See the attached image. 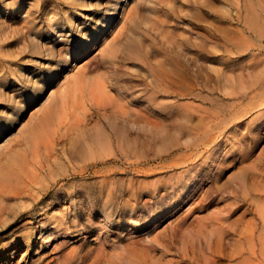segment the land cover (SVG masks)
I'll return each instance as SVG.
<instances>
[{"label": "rangeland", "instance_id": "rangeland-1", "mask_svg": "<svg viewBox=\"0 0 264 264\" xmlns=\"http://www.w3.org/2000/svg\"><path fill=\"white\" fill-rule=\"evenodd\" d=\"M109 13L108 31L75 59L67 48L97 31ZM0 15L8 33L0 40V140L24 129L28 113L44 102L47 92L27 96L54 67L53 55L65 57L64 68L81 64L89 76H105L111 96L134 101L130 110L109 109L97 120L130 132L129 157L88 172L82 192L89 196L95 182L121 193L128 220L102 235L71 233L61 246L64 237L49 234L68 203L55 195L49 214H40L37 204L36 215L0 228V264H91L100 249L107 251L101 264H264V101L256 97L264 95V0H0ZM105 39L113 40L101 60L97 50ZM58 75L49 87L61 82L62 70ZM161 77L171 87L193 81V92L169 94ZM239 111L245 115L236 118ZM145 114L149 126L142 129ZM81 139L59 151L53 175L44 176L45 184L58 185L43 201L66 181L59 166L81 161ZM18 204L8 203L9 217L21 211ZM96 212L97 222L103 211ZM40 219L48 234L41 243L5 246L21 232L16 227H39Z\"/></svg>", "mask_w": 264, "mask_h": 264}, {"label": "bare ground", "instance_id": "bare-ground-1", "mask_svg": "<svg viewBox=\"0 0 264 264\" xmlns=\"http://www.w3.org/2000/svg\"><path fill=\"white\" fill-rule=\"evenodd\" d=\"M9 5L6 4L5 8L12 7ZM113 16L112 13L105 14V18L101 21L97 31L86 36V38H81L76 45L69 49L67 48V51L77 60L85 56L87 52L90 51L91 47L96 44V39L100 34L102 35L106 30L108 31L110 27L109 23ZM2 17L3 16L0 15V40L6 39L8 34L6 32V23L2 20ZM118 30L117 28L112 36H114ZM112 40L105 39L102 48L97 50L101 60L106 58V52H108ZM134 47L135 46H130V50L132 51ZM53 56L55 63L54 67L47 68L42 78L37 81L38 83L35 82V85H31L32 89L29 90L27 96L29 100H34L35 96L40 92H47L48 94L44 102L41 106L28 113L24 122V129H21L17 134L10 135L8 138H2L0 140V228L7 226L13 219H24L23 215H25V213L27 214L31 211H35L34 213L32 212L31 215H36L38 211L34 210V207H36L34 205L37 204H41L39 208L40 214H49V210L46 209V207L54 204L55 199L53 198L55 195H60L66 200L65 204H68L63 208L61 207L58 215H54L55 220L53 227L55 231L52 230L49 235L53 237L63 236L64 240L60 245L65 246L68 243V240H66L67 236L71 233H76V235H87L92 232H97L102 235V233L111 232V229L117 226L121 227V225L128 220L124 216L130 212L131 209L128 201L122 202L123 200H120V197H122L121 193L113 192L110 189L106 190L104 187L99 186V184L95 185V182H92L89 187V196L82 195V192L86 187L84 181L88 172H96L99 170L100 165L109 161H116L120 156L129 157L132 143L130 132H125L123 127L112 122L107 126L99 125L97 124V120L101 116H105L106 112L110 111L109 109H117L124 112L130 110V105L134 101H131L128 95L120 97L118 94H115L111 96L109 94V89H111L113 84L111 81L107 80L105 76H89L85 67L81 64H76L72 69L64 68L65 57L61 55V53L57 56ZM10 70L12 72V68L8 67V72H10ZM61 70L64 74L61 82L56 85L55 88L49 87L51 83L55 82ZM196 76L197 73L191 77L195 78ZM27 80L30 81L29 79ZM163 81V77H161L159 82L164 86L161 85V88L169 92V94L182 92L183 90L185 94L193 92L191 86L193 81L186 85H183L180 81L173 82L172 85H174V87L169 86ZM256 97L264 101L263 92L257 93ZM172 103L176 105L177 102L174 101ZM261 105L260 103V106ZM148 107H150V105ZM147 110V113L158 114L156 109ZM262 114L264 115V110ZM244 115L245 113L242 111L235 113V116H237L236 118ZM148 119L150 118L147 114L143 115V123L140 128L146 129L147 126H149V124H147ZM155 120L162 121L163 118L157 115ZM216 127L214 126V128ZM89 128H92L91 134L82 140V133ZM79 139H81L82 142L77 153L81 161L79 160L80 162L73 163V161L71 162L69 160L65 166H59L57 170L64 171L62 174L63 179L66 181L61 183L53 195L50 196V202L43 201L42 195H48V191L51 187L58 185L57 181L45 184V174L53 175L51 172L52 164L57 163L58 156L64 153L67 143ZM213 139H211V141ZM192 158L190 157V159ZM109 168L113 170L112 167ZM27 200H30L31 203ZM10 201H13V203L19 201L20 204H18V208L21 210L12 217H9L10 214L6 212V209H9L7 206ZM83 203H86L87 206H82ZM96 211H103L102 219L97 222L93 219V212ZM31 215H28L27 218L32 220L34 216ZM82 219H84V222H81ZM221 220L222 219H220V221ZM38 222L40 223L39 227L31 226L26 229L21 226L16 227L13 232H21L15 234L16 236L13 238L12 242H7L5 246L9 247L12 243L16 244V247L21 244L33 245L38 243V241L41 243L43 239L48 236V234L45 235V233H43L44 231L40 229L42 225L46 227V220L42 222L40 219ZM31 223L33 224L35 221H31ZM217 224L221 225L220 222ZM126 247L127 251L131 252L130 244ZM106 253L102 249L98 250L94 255L92 253L93 258L91 264H101L105 262L107 258ZM62 256H64V259L67 257L66 254ZM88 256H86V258Z\"/></svg>", "mask_w": 264, "mask_h": 264}]
</instances>
